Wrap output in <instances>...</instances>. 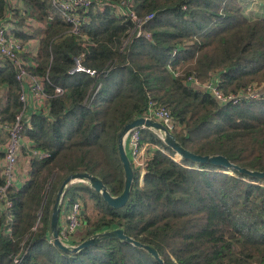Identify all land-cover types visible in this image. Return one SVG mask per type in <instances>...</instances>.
<instances>
[{
  "label": "trees",
  "instance_id": "1",
  "mask_svg": "<svg viewBox=\"0 0 264 264\" xmlns=\"http://www.w3.org/2000/svg\"><path fill=\"white\" fill-rule=\"evenodd\" d=\"M247 7V0H131L127 10L142 18L153 15L142 26L150 34L145 40L130 36L134 23L108 7L74 12L80 25L73 34L51 0H0V20L9 21L10 34L21 43L38 42L36 53L22 58L34 64L28 68L31 75H47V111L25 119L23 138L50 154L44 161L28 157L27 181L8 189L11 219L6 223L7 216L0 215V264H14L17 257L19 264H159L147 251L119 239L65 253L53 246L50 232L55 197L69 175L89 174L112 197L122 193L118 135L144 115L149 101L170 112L171 135L185 150L222 155L239 168L264 172V94L221 106L186 82L189 76L200 84L215 77L225 94L264 86V17H247ZM78 55L98 77L68 75ZM15 76L11 62H0V91H5L0 124L12 122L21 110ZM56 87L61 95H55ZM141 144L157 149L149 150L142 184L132 167L130 195L122 208L108 206L87 183L67 186L59 232L62 213L75 202L83 206V232L73 235L71 245L121 229L154 248L164 264H264V178L176 161L150 129L141 130ZM3 145L0 131V161ZM3 226L10 234L2 233Z\"/></svg>",
  "mask_w": 264,
  "mask_h": 264
},
{
  "label": "built area",
  "instance_id": "2",
  "mask_svg": "<svg viewBox=\"0 0 264 264\" xmlns=\"http://www.w3.org/2000/svg\"><path fill=\"white\" fill-rule=\"evenodd\" d=\"M53 6L61 13L64 20L71 24V33L77 34L79 32V21L73 15L78 10L88 11L95 5H99L100 8L108 7L111 8L117 15H121L130 19L134 23V29L130 36L136 38H143L145 40L150 39V34L145 32L142 26L150 19L153 15L146 17H138L134 12L127 10L131 0H122L118 5L101 2L98 4V0H51ZM13 4V3H12ZM28 24H32L31 21ZM9 21L5 18L0 20V59L3 61L11 62L16 71V81L20 85L19 102L21 103V110L15 115V118L10 123L0 124V131L4 137L3 145V158L0 161V215L5 214L7 217L6 223L10 222L12 201L8 197V189L14 187L16 168L18 165L19 155L23 146V127L25 119L31 113L46 112L47 107L45 106L48 100V95L44 90V83L48 81L47 75L42 78H37L28 72L30 66H34L32 62H27L22 58L24 53H35L36 49L33 48L32 42L21 43L10 34ZM130 38V37H129ZM83 56L78 55L72 59V67L68 71L69 76L76 74L85 73L92 77H98L99 75L94 70L86 69L83 66ZM189 83L195 89L201 90L208 94L216 103L221 106L228 104L237 105L244 102L256 101L262 98L264 94V86L252 85L247 89H242L237 93L225 94L220 91L217 87L218 78H212L210 81L200 84L193 76L187 78ZM99 87L96 88L94 94L98 91ZM55 95H61L63 90L56 87L54 89ZM93 94V96H94ZM93 97L87 102L89 105ZM33 112L29 113L28 110ZM144 119H149L155 122H159L163 125L170 133L174 128V124L170 115V112L163 106L156 105L149 101L142 116ZM144 129L134 128L131 129L124 137L125 151L128 153V158L132 167L139 174V181L142 184L143 176L145 174V167L147 163V156L150 149H157L153 144H141V130ZM160 139L163 141L164 134L157 133ZM28 157L35 161H44L50 158V154L37 149L35 147L30 148ZM264 188V184L260 185ZM83 206L81 202H75L69 208L65 216V225L61 228L58 233L59 240L66 247H75L69 242L73 235L83 227ZM2 233L10 234V230L3 226ZM21 257L14 259V264H19Z\"/></svg>",
  "mask_w": 264,
  "mask_h": 264
},
{
  "label": "water",
  "instance_id": "3",
  "mask_svg": "<svg viewBox=\"0 0 264 264\" xmlns=\"http://www.w3.org/2000/svg\"><path fill=\"white\" fill-rule=\"evenodd\" d=\"M144 128V129H150L157 133L164 134L163 142L164 144L170 148L175 155L178 156V158L181 160H188L196 164H202V165H212L216 167H222L224 169H232L236 170L241 175H246L248 177L257 178V179H263L264 178V172H252L248 171L246 169L239 168L232 164L226 157L222 155H196L193 154L184 148H182L174 139V137L171 135V133L159 122H155L149 119H144L142 117L136 118L129 122L127 125L124 126L122 131L118 135V153L120 156V161L123 166L124 170V188L122 193L117 197H112L106 187L103 185V183L97 179L96 177H93L86 173H75L69 175L61 184L59 190L57 191L55 202L52 208V214L50 219V232L52 236V244L56 248H58L60 251L65 253H77L85 248L92 247L102 240H108V239H119L121 241H124L136 248L143 249L147 251L159 264H164L162 259L160 258L158 252L147 245H143L140 242L128 237L124 234L123 230L116 229L112 231H106L103 233H99L97 235H94L91 238H88L84 240L82 243L75 247H66L58 237L59 233V227H58V214H59V206L60 202L62 200L63 194L67 186L76 183V182H83L87 183L94 191L99 193L104 200V202L115 209L122 208L126 202L128 201L129 195H130V189L132 186L133 181V169L132 165L130 163V160L128 158V155L125 151L124 147V137L125 135L134 128ZM83 214V213H82Z\"/></svg>",
  "mask_w": 264,
  "mask_h": 264
},
{
  "label": "crops",
  "instance_id": "4",
  "mask_svg": "<svg viewBox=\"0 0 264 264\" xmlns=\"http://www.w3.org/2000/svg\"><path fill=\"white\" fill-rule=\"evenodd\" d=\"M247 11V10H246ZM246 14V12H245ZM37 26H35L36 28ZM10 29H12V27H10ZM24 32H26L27 30H23ZM33 44V48L36 49L37 51V45L38 42L36 40L31 41ZM36 53V52H35ZM35 53H30L31 55H34ZM23 57V55H22ZM24 59V58H23ZM25 60V59H24ZM1 63H5L7 61H3L2 59H0ZM5 91H0V99L3 97ZM4 101V98H3ZM2 101V102H3ZM1 102V103H2ZM33 112L31 109L28 110L27 112V116L29 115V113ZM32 147L31 142L24 137L23 138V146H22V150L21 153L19 155V159H18V165L16 168V176H15V188H20L28 179V163H27V159H28V155H29V150ZM127 153V152H126ZM66 210L62 213V218H61V228L64 227L65 225V216H66ZM82 229V228H81ZM79 229L75 234H77V237L79 238L80 235L82 234L83 230Z\"/></svg>",
  "mask_w": 264,
  "mask_h": 264
},
{
  "label": "rangeland",
  "instance_id": "5",
  "mask_svg": "<svg viewBox=\"0 0 264 264\" xmlns=\"http://www.w3.org/2000/svg\"><path fill=\"white\" fill-rule=\"evenodd\" d=\"M249 7H247L246 15L249 18H256V17H264V10L262 6V9L259 6V3L262 2L261 0H247ZM262 10V11H261ZM3 101V97L0 99V103ZM174 159L176 161H180L177 155H175ZM89 212L92 216L96 214L95 212L92 211V208L89 206Z\"/></svg>",
  "mask_w": 264,
  "mask_h": 264
}]
</instances>
